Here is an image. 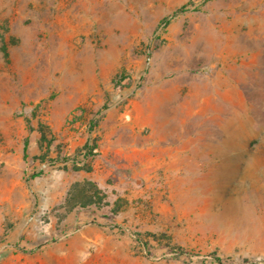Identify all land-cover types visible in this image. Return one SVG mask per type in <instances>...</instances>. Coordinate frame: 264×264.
Here are the masks:
<instances>
[{"label":"rangeland","instance_id":"obj_1","mask_svg":"<svg viewBox=\"0 0 264 264\" xmlns=\"http://www.w3.org/2000/svg\"><path fill=\"white\" fill-rule=\"evenodd\" d=\"M0 264H264V0H0Z\"/></svg>","mask_w":264,"mask_h":264},{"label":"bare ground","instance_id":"obj_2","mask_svg":"<svg viewBox=\"0 0 264 264\" xmlns=\"http://www.w3.org/2000/svg\"><path fill=\"white\" fill-rule=\"evenodd\" d=\"M224 40L226 42H228V41H231V38L229 36H226V37H224ZM185 80H187V79H185ZM200 82H201V84H198V85H201L202 88H208V87H211V86H214V87H217L218 86L219 87V86L225 85L224 82H220V81L207 82L205 80H201Z\"/></svg>","mask_w":264,"mask_h":264},{"label":"trees","instance_id":"obj_3","mask_svg":"<svg viewBox=\"0 0 264 264\" xmlns=\"http://www.w3.org/2000/svg\"><path fill=\"white\" fill-rule=\"evenodd\" d=\"M207 1H210V0H205V2H207ZM183 11H184V7L176 10L170 18H168L167 20L164 21V25L167 24L168 21L171 20L172 18H174L175 16L181 14ZM90 150H91V148L89 149V152L86 153V155H84V157H83L84 160H86L91 155ZM49 162L52 163L54 161H49ZM218 263H220V262H218Z\"/></svg>","mask_w":264,"mask_h":264}]
</instances>
